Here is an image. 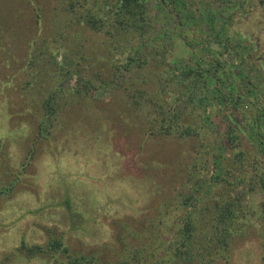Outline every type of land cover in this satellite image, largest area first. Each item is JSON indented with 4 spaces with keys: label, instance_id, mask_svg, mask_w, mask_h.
<instances>
[{
    "label": "trees",
    "instance_id": "trees-1",
    "mask_svg": "<svg viewBox=\"0 0 264 264\" xmlns=\"http://www.w3.org/2000/svg\"><path fill=\"white\" fill-rule=\"evenodd\" d=\"M157 1L158 11L153 12L152 0H13V7L34 15L25 40L14 17L8 24L0 22V76L9 70L7 52L25 46L24 69L29 80L21 88L46 93L42 112L35 114L38 127L29 157L36 151L35 142L48 137L56 124L65 123L70 105L82 100L83 112L93 109L94 118L101 119L96 117L99 111L86 106V99L98 89L123 92L131 99L132 120L143 136L171 137L185 145L180 156L171 160L179 161V167L169 171L167 185H160L159 180L150 183V196L160 199L168 193L161 198L155 216L139 230L119 222L128 231L114 233L117 249L121 244L115 263L104 260L101 252L74 253L63 236L52 232L43 243L22 241L16 247L27 257L47 255L58 264H233L238 240L254 233L261 242L264 264V128L261 131L259 125L264 97L226 81L225 75L235 80L237 64L225 71L222 51H215L209 63L196 62L182 69L173 44L177 37L186 41L179 8H187V2ZM236 1L241 8L246 0ZM164 11L177 17V33L158 30ZM48 12L55 19L53 29L47 31L43 14ZM91 34L99 38L95 45L109 56L116 70L109 79L95 67L100 56L89 47ZM225 39L226 47L231 36L226 34ZM1 48L7 49L1 52ZM246 53L243 59L252 62V52ZM122 69L129 73V80L115 77ZM61 73H84V81L79 88H64L56 84ZM12 84L0 79V94ZM180 97L186 99V106L178 105ZM251 140L259 150L253 149ZM3 143L0 140V147ZM161 187L165 189L162 196L157 195ZM13 188L0 184V197Z\"/></svg>",
    "mask_w": 264,
    "mask_h": 264
},
{
    "label": "rangeland",
    "instance_id": "rangeland-1",
    "mask_svg": "<svg viewBox=\"0 0 264 264\" xmlns=\"http://www.w3.org/2000/svg\"><path fill=\"white\" fill-rule=\"evenodd\" d=\"M12 1L0 0V22L8 24L14 17L21 39L25 40L34 15L13 7ZM152 1V10L156 12L158 1ZM178 1H186L188 5L179 8V16L185 21L186 41L177 37L173 44L179 66L185 69L196 62L209 63L215 51H222L225 71L230 72L234 63L237 64L235 80L225 75L226 81L241 84L264 97V0H246L241 8L236 0ZM53 18L52 12L43 14L47 31L53 29ZM178 26L177 17L164 11L158 30L173 34ZM226 34L231 36V41L225 47ZM90 37L89 47L100 56L95 67L109 79L116 70L111 67L109 56L96 46L99 38L95 35V40L92 34ZM5 49L1 48V52ZM248 50L254 56L250 63L242 57ZM23 52L25 46L21 51L7 52L9 70L0 76L13 82L0 94V140L4 142L0 147V184L14 186L0 197V264H58L50 256L29 258L16 250L22 241L28 244L47 241L49 232L63 236L74 253L101 252L104 260L115 263L121 244L117 249L114 233L128 231L119 222L139 230L155 216L161 198L168 193H163L165 189L161 187L157 195L165 194L163 197L150 196V183L159 180L160 185H167L169 171L176 169V172L179 167V161L171 160L180 156L185 145L171 137L143 136L132 120L131 99L123 92L98 89L86 99V106L92 105L91 108L99 111L101 114L96 117L101 119L94 118L93 109L83 112L82 100L70 105L63 117L65 123L56 124L48 137L35 142L36 151L29 157L38 127L35 114L42 112L40 105L46 93L44 89L21 88L29 80ZM61 59L59 55L60 62ZM61 75L56 84L60 82L64 88H79L85 77L84 73ZM115 77L127 81L129 73L122 69ZM186 103L184 97L179 98L180 107ZM259 125L262 131L264 117ZM253 144V149L259 150ZM168 162L172 164L166 166ZM233 250V264H261L262 246L254 233L238 240ZM59 256L64 261V255Z\"/></svg>",
    "mask_w": 264,
    "mask_h": 264
}]
</instances>
